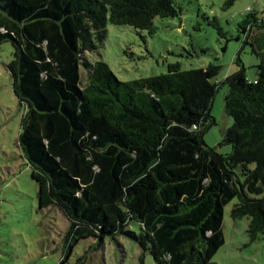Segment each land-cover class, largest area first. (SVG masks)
Segmentation results:
<instances>
[{"label":"trees","instance_id":"1","mask_svg":"<svg viewBox=\"0 0 264 264\" xmlns=\"http://www.w3.org/2000/svg\"><path fill=\"white\" fill-rule=\"evenodd\" d=\"M179 12L175 0H0V44L13 47L6 68L25 108L18 144L38 207L56 205L69 221L67 250L81 238L101 245L123 235L160 264H217L223 209L234 198L230 216L248 217L250 241L264 238V48L248 39L256 21L239 23L242 45L260 57L256 77L240 66L221 82L228 153L203 141L219 65L174 63L120 80L83 56L103 42L107 22L152 34L154 17Z\"/></svg>","mask_w":264,"mask_h":264},{"label":"rangeland","instance_id":"2","mask_svg":"<svg viewBox=\"0 0 264 264\" xmlns=\"http://www.w3.org/2000/svg\"><path fill=\"white\" fill-rule=\"evenodd\" d=\"M175 3L179 15L154 17L152 34L107 22L103 42L83 56L91 63L105 62L120 80L165 73L168 64L174 63L181 70L204 68L210 63L219 65L212 77L219 83L210 107L214 123L204 132L203 141L219 153H228L231 145L223 143L222 138L232 124V117L224 111L227 87L221 82L240 66L248 79L256 77L260 57L249 42L242 45L239 23L243 19L256 21L248 39L254 38L258 47L264 48V0H233L229 5L225 0H175ZM12 53L10 42L0 44V264H59L66 251L63 264H75L80 256H85L86 264H160L123 235L105 237L101 245L94 237L81 238L67 250L69 221L56 205L38 207L37 183L30 177L31 167L18 144L25 108L13 91L6 68ZM80 74L84 85L87 74L83 67ZM236 201L234 198L224 206V242L211 261L264 264V238L259 236L250 241L246 232L248 217L230 216ZM128 227L139 231L134 221Z\"/></svg>","mask_w":264,"mask_h":264}]
</instances>
